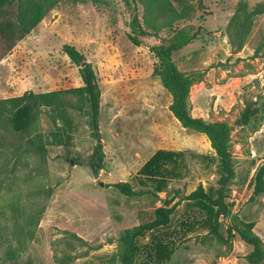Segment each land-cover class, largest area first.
Wrapping results in <instances>:
<instances>
[{"label": "rangeland", "instance_id": "obj_1", "mask_svg": "<svg viewBox=\"0 0 264 264\" xmlns=\"http://www.w3.org/2000/svg\"><path fill=\"white\" fill-rule=\"evenodd\" d=\"M166 1L179 17L168 25L158 21L154 31L145 25L138 1L58 0L10 51L0 43V100L82 86L79 68L62 51L65 44L92 65L100 91L96 136L76 109L77 98L63 97L74 126L68 147L51 143L54 125L44 110L23 133L0 121V264H122L119 239L126 229L150 221L177 190L180 200L199 184L217 187L220 170L208 140L173 118L171 96L153 75L159 62L152 48L176 36L193 38L172 61L202 80L190 89L191 115L231 128L235 177L227 187L229 214L220 220V233L225 238L237 217L254 222V233L264 239V194L250 200L264 165V119L235 125L247 103L264 100V14L254 17L239 46L235 9L240 1L252 9L264 0ZM28 4L12 0L6 9L11 18L18 13L28 22ZM35 136L45 143L44 159L27 148L26 139ZM157 152L171 154L159 160L169 173L162 191L127 197L112 187L129 182L136 191L150 190L139 172ZM186 204L180 201L172 215V227L179 229L165 264H247L251 247L237 237L219 243L194 219L183 226L201 218ZM150 240L146 234L138 245Z\"/></svg>", "mask_w": 264, "mask_h": 264}, {"label": "trees", "instance_id": "obj_2", "mask_svg": "<svg viewBox=\"0 0 264 264\" xmlns=\"http://www.w3.org/2000/svg\"><path fill=\"white\" fill-rule=\"evenodd\" d=\"M58 0H29L30 12L28 22H24L18 13L10 17L7 7L12 0H0V43L6 51L15 47L31 30L42 20L48 7ZM138 1L145 10L144 23L148 28L156 31L159 29L158 21L171 23L179 16L170 8L166 0H134ZM235 13L238 22L235 26L236 36L241 46L249 34L254 17L264 14V5L258 4L248 9L245 1L237 4ZM168 21V23H167ZM193 37L176 36L169 45H160L152 48L159 62L154 69L153 75L158 77L162 87L171 96L168 110L173 118L184 129L203 134L208 140L215 158L218 161L220 176L215 189L206 190L199 184L195 190L186 196L179 198V191L173 192L169 199L154 209L153 218L131 229H126L119 241L122 246V264H165L173 253V235L177 229L172 227V215L180 201L187 202V207L192 208L201 216L200 220L191 218L185 220L183 226L189 227L194 222L204 225L210 235L214 236L219 243H228V239L237 237L241 242L251 247V251L245 255L247 264H264V239L254 233V222L238 220L226 228V237L220 233V219L229 214V206L226 202V192L230 181L235 177L230 143L231 128L225 122H207L200 117H193L189 110V93L191 87L201 82V77L196 73L181 72L172 61V54L186 46ZM63 53L70 62L77 66L82 81V86L63 91L47 93H34L31 91L21 96L0 100V121L15 133H23L28 124L43 110L51 119L54 130L51 132V143L57 146L68 147L71 143L73 122L67 112L70 104L64 100L65 95L77 98L78 111L83 112L89 119L92 133L98 134V117L100 91L96 74L85 56L75 49L74 46L65 44ZM261 96L247 103L239 113L235 121L238 127H247L253 122L264 119V100ZM27 148L38 154L42 159L46 156V146L41 137L28 138ZM101 145H97L96 151L101 152ZM170 153L157 152L140 169V174L149 182L150 190H134L129 182L115 183L112 185L120 194L131 197L144 193L157 194L166 186V172L159 160L162 157H170ZM161 165V166H160ZM147 186L146 183H142ZM264 194V165L260 166L254 177V186L250 200ZM178 199V200H177ZM176 200L174 204L173 201ZM194 217V216H192ZM194 219V222H192ZM192 222V223H191ZM186 229V228H185ZM188 230V229H187ZM150 234V243L139 246L138 240ZM14 257V252H9ZM138 257H141L138 262Z\"/></svg>", "mask_w": 264, "mask_h": 264}, {"label": "water", "instance_id": "obj_3", "mask_svg": "<svg viewBox=\"0 0 264 264\" xmlns=\"http://www.w3.org/2000/svg\"><path fill=\"white\" fill-rule=\"evenodd\" d=\"M98 142H100V140H98ZM97 177H98V176H97L96 174L93 175V178H94V179H97ZM100 184L102 185V183H100Z\"/></svg>", "mask_w": 264, "mask_h": 264}, {"label": "crops", "instance_id": "obj_4", "mask_svg": "<svg viewBox=\"0 0 264 264\" xmlns=\"http://www.w3.org/2000/svg\"><path fill=\"white\" fill-rule=\"evenodd\" d=\"M168 199H169V198H168ZM175 202H176V200H174L173 203H171V204H174ZM158 207H159V206H158ZM220 220H221V219H220ZM227 226H229V224H228ZM253 230H254V229H253Z\"/></svg>", "mask_w": 264, "mask_h": 264}]
</instances>
